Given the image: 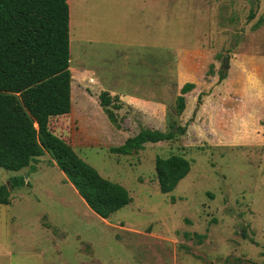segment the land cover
Returning a JSON list of instances; mask_svg holds the SVG:
<instances>
[{
  "label": "rangeland",
  "instance_id": "rangeland-1",
  "mask_svg": "<svg viewBox=\"0 0 264 264\" xmlns=\"http://www.w3.org/2000/svg\"><path fill=\"white\" fill-rule=\"evenodd\" d=\"M111 16L104 54L80 42L71 111L48 128L131 203L97 217L48 155L34 171L0 169V187L25 182L0 205V264H264V0H138V23ZM92 74L138 91L127 107L109 94L118 127ZM143 131L173 138L110 152ZM172 155L191 168L163 195L154 162Z\"/></svg>",
  "mask_w": 264,
  "mask_h": 264
},
{
  "label": "trees",
  "instance_id": "trees-1",
  "mask_svg": "<svg viewBox=\"0 0 264 264\" xmlns=\"http://www.w3.org/2000/svg\"><path fill=\"white\" fill-rule=\"evenodd\" d=\"M69 60L67 0H0V169L34 171L31 163L48 155L88 209L107 220L131 203L127 190L102 178L48 128L50 119L71 111ZM192 89V84H185L181 94ZM98 99L109 123L118 127L113 111L120 109L119 104L111 109L106 92ZM177 110H184L182 96L177 99ZM172 138V133L143 131L110 152L131 156L146 144ZM154 168L159 191L166 195L188 175L191 164L172 155L157 157ZM24 185L23 177H14L0 187V205H8L11 189Z\"/></svg>",
  "mask_w": 264,
  "mask_h": 264
},
{
  "label": "crops",
  "instance_id": "crops-1",
  "mask_svg": "<svg viewBox=\"0 0 264 264\" xmlns=\"http://www.w3.org/2000/svg\"><path fill=\"white\" fill-rule=\"evenodd\" d=\"M121 4L122 6L120 7ZM67 5L69 9V71L71 73L72 93L74 77H81L77 64L80 42L84 41L92 54H104V50H106L104 46H109V41H107V44L103 42L101 34H105L106 31L109 34L110 31L112 35H115L117 32V28L112 24L111 14L119 16L117 20L119 24L121 23L120 28L126 24L138 23V0H67ZM102 46L103 50L100 49ZM71 65H74L73 73ZM92 75L93 78L89 80V84L96 83L95 86L98 87V90L92 93L101 94L102 92H106L110 95L118 96L119 101L126 107L132 102L138 103V99L131 97L138 95V91L116 92V90H109L107 88H112L109 86L118 82L103 83L101 79L98 80L96 75ZM78 85H82V83L79 82Z\"/></svg>",
  "mask_w": 264,
  "mask_h": 264
}]
</instances>
